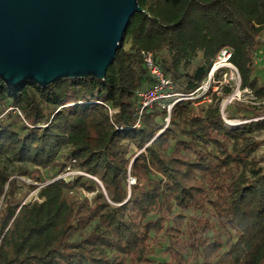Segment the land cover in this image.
Wrapping results in <instances>:
<instances>
[{
	"label": "trees",
	"instance_id": "trees-1",
	"mask_svg": "<svg viewBox=\"0 0 264 264\" xmlns=\"http://www.w3.org/2000/svg\"><path fill=\"white\" fill-rule=\"evenodd\" d=\"M137 4L103 80L0 83V264H264V105L229 106L225 120L249 122L227 124L211 92L224 68L210 103L168 113L139 96L155 83L143 54L188 96L225 49L239 89L264 103V0ZM71 170L82 175L58 178ZM159 247L168 261L152 259Z\"/></svg>",
	"mask_w": 264,
	"mask_h": 264
},
{
	"label": "water",
	"instance_id": "water-1",
	"mask_svg": "<svg viewBox=\"0 0 264 264\" xmlns=\"http://www.w3.org/2000/svg\"><path fill=\"white\" fill-rule=\"evenodd\" d=\"M142 12L137 0H0V83L103 80L130 19Z\"/></svg>",
	"mask_w": 264,
	"mask_h": 264
},
{
	"label": "rangeland",
	"instance_id": "rangeland-1",
	"mask_svg": "<svg viewBox=\"0 0 264 264\" xmlns=\"http://www.w3.org/2000/svg\"><path fill=\"white\" fill-rule=\"evenodd\" d=\"M262 39L264 40V33L262 34ZM264 42V41H263ZM262 52L264 53V49H262ZM222 59V57H220ZM224 63H222L220 66H223ZM226 66H230L228 64H225ZM255 74L259 76V78L264 82V65H255ZM218 68H224V69H227L228 71H226V74L225 75H222V80L223 82L225 81V83L227 84V86L229 88L232 89L231 93L228 94V95H224L222 91H220V88L219 86H214L213 85V88L211 89V92L212 93H216L217 97L220 98V101L218 102L219 104V111H220V115L222 118L226 119V110L228 109V107H232V109H236L235 107V104L236 103H240L242 104L243 106H253L255 108H257L258 110H262L261 106L262 104L261 103H258V101H254V96L252 95L251 91L249 89H245L243 91H241L239 88H240V79H239V76L235 73L234 70H232L230 67H218ZM260 80V81H261ZM206 82H204L205 84ZM202 85V87H205V85ZM207 85V84H206ZM174 92V91H172ZM202 93V92H201ZM200 92L197 93V95L199 96V94H201ZM234 98V100L229 103V100L231 98ZM161 98H167L166 100H169V102L171 103V105L177 101L176 98H168V97H161ZM158 100H162V99H158ZM157 100V101H158ZM211 102V98L207 99L206 100V103H210ZM202 103H205V102H197L195 103L196 105H199V104H202ZM223 119V120H224ZM257 120V119H256ZM255 119H251V121H256ZM227 121V120H226ZM232 122H236V123H239V122H249V121H245V120H242V119H234ZM258 139H263L264 138V132H260V133H257L256 134ZM264 150V147H262V150L261 152H263ZM1 164H4L0 161V165ZM6 165V173L7 174H14V172L16 171V168H15V164H5ZM74 173H77L76 171L74 170H71V171H67L66 173H63L62 175L58 176L59 179H63L65 181H69V180H72L75 176L79 175V174H74ZM20 181L24 182L25 184H30L31 183V180L29 178H19ZM95 181V180H94ZM134 181L132 179H130V183H133ZM37 190L34 191L33 193H31L25 201H32V200H36L37 199ZM165 247V246H164ZM164 247H159V248H156L155 250V254L153 256V260L156 262V263H160V262H166L168 261V256L164 253Z\"/></svg>",
	"mask_w": 264,
	"mask_h": 264
},
{
	"label": "built area",
	"instance_id": "built-area-1",
	"mask_svg": "<svg viewBox=\"0 0 264 264\" xmlns=\"http://www.w3.org/2000/svg\"><path fill=\"white\" fill-rule=\"evenodd\" d=\"M263 56H264V53L262 52V50L257 51L255 54V57H254V64L255 65H263L264 64V57ZM220 57H222V59ZM229 58H230V52L228 50H225V49L222 50L220 52L219 56L217 57V60L213 64L206 80L204 81L206 83L204 84V82H203L205 87H202V85H203L202 84L193 94H190L188 96H184L182 94L172 92L171 80L169 78L165 77L163 75V73L159 71L158 67L154 64L151 53L143 54L144 64L148 68V70L150 71V74L155 78V83L151 84L150 87H148V88H146L140 92L139 96L142 98L141 110L147 106H150L153 102L157 101L158 99H167V98H161L163 96L168 97V98H174V99L176 98L177 101H191V100L201 99L202 102H206V100L209 99V98H206V93L209 90V88L211 87L213 75L217 70L222 69V68H218V67H230L239 76L237 70L228 62ZM222 63H224V65L220 66ZM225 64H228L230 66H226ZM239 79H240V77H239ZM221 85H227V84L225 83V81L224 82L221 81L219 83V85H217V86L220 87ZM198 92H200V93L202 92V93L199 94V96H198L197 95ZM233 100H234V98L232 97L229 100V103H231ZM177 101H175V102H177ZM258 103H261L262 105H264L263 102H258ZM172 105L167 107L168 113H169ZM194 106H196V104H194ZM224 121L229 125H241L242 124V122H239V123L232 122L233 120L226 121L224 119ZM166 122H168V119H166ZM74 174L75 175L76 174L82 175L79 172L74 173Z\"/></svg>",
	"mask_w": 264,
	"mask_h": 264
},
{
	"label": "crops",
	"instance_id": "crops-1",
	"mask_svg": "<svg viewBox=\"0 0 264 264\" xmlns=\"http://www.w3.org/2000/svg\"><path fill=\"white\" fill-rule=\"evenodd\" d=\"M262 41H264V40L262 39ZM263 57H264V56H263ZM263 65H264V64H263ZM263 65H262V66H263Z\"/></svg>",
	"mask_w": 264,
	"mask_h": 264
}]
</instances>
